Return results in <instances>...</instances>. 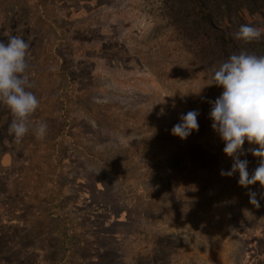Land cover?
I'll use <instances>...</instances> for the list:
<instances>
[{
	"label": "rangeland",
	"instance_id": "rangeland-1",
	"mask_svg": "<svg viewBox=\"0 0 264 264\" xmlns=\"http://www.w3.org/2000/svg\"><path fill=\"white\" fill-rule=\"evenodd\" d=\"M242 24L264 27V0H0L48 125L18 143L0 105V264H264V188L221 175L210 118L214 70L264 55ZM192 110L199 131L172 135Z\"/></svg>",
	"mask_w": 264,
	"mask_h": 264
},
{
	"label": "clouds",
	"instance_id": "clouds-1",
	"mask_svg": "<svg viewBox=\"0 0 264 264\" xmlns=\"http://www.w3.org/2000/svg\"><path fill=\"white\" fill-rule=\"evenodd\" d=\"M264 35V27L242 24L235 38L245 43L258 41ZM30 44L20 35H8L7 42L0 41V105L11 113L8 124L9 135L16 142L32 131L37 139L47 135L46 122L33 123L31 117L40 108V100L31 91L35 83L29 71L28 55ZM214 84L223 92L212 105L210 118L212 128L225 143L224 153L233 159L230 170H221L222 176L231 177L239 173L238 183L248 188L257 182L264 188V55L248 51L232 54L222 62L212 76ZM197 110L181 115L180 123L171 129V134L182 140L199 131ZM257 147L249 148L259 158L258 166L250 174L249 161L240 159L247 155L245 141ZM250 203L259 207L257 192L249 191ZM264 199V194H261Z\"/></svg>",
	"mask_w": 264,
	"mask_h": 264
}]
</instances>
